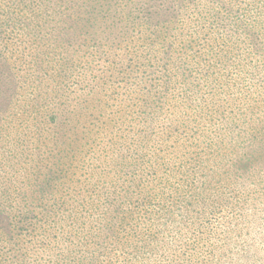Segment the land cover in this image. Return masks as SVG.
<instances>
[{
    "label": "rangeland",
    "instance_id": "374dc122",
    "mask_svg": "<svg viewBox=\"0 0 264 264\" xmlns=\"http://www.w3.org/2000/svg\"><path fill=\"white\" fill-rule=\"evenodd\" d=\"M67 35L0 38V248H14L0 264H264V188L248 197V173L235 178L222 150L201 142L228 138L232 123L241 150L263 142L264 104L248 106L257 53L250 72L245 53L222 49L202 50L199 64L188 51L158 56L125 74L111 64H131L122 46L103 39L91 51ZM251 173L264 179V162ZM216 184L239 201L217 198ZM132 185L138 225L113 240L102 217H121ZM80 199L96 203L91 217L79 218Z\"/></svg>",
    "mask_w": 264,
    "mask_h": 264
},
{
    "label": "trees",
    "instance_id": "16d2710c",
    "mask_svg": "<svg viewBox=\"0 0 264 264\" xmlns=\"http://www.w3.org/2000/svg\"><path fill=\"white\" fill-rule=\"evenodd\" d=\"M71 31H76L77 36L86 38V47H90L91 51L97 49L98 45L101 46L102 42L104 44L103 39L105 42L109 41L110 48L115 51L122 46L126 54L130 55L128 60L131 64L127 66L126 62L123 64L115 60L111 64L114 68L121 65L118 72L123 70L125 74L137 73L141 65L150 62L149 65L153 66V61L158 62V56H166L167 61L169 55L188 51L185 55L192 57L194 63L199 64L207 61V56L202 54V50L212 55L222 49H225L226 55L229 54V59L233 57L234 52L236 56L245 53L241 66L250 72L247 67L251 65L252 60L248 56L257 53L255 66L261 71L257 74L260 75V80L254 84L252 93L255 98L248 106L264 104V0H0L1 39L16 38L18 33H22L34 39L43 37L44 40L69 41L73 40L67 35ZM177 57L175 59H179ZM131 66V70H124V67ZM241 115L242 113L236 114ZM223 130H226L228 138L217 139V135H214L201 142L210 147V150H207L209 153L222 150L226 155L225 161L236 165L235 178L241 172L248 173L254 188L247 196L254 198V192L264 188V179L254 177L251 173L258 160L264 162V126L263 142L257 149L250 150L239 148L236 140L243 143V139L239 131L235 132V124L232 123L221 131ZM252 136L256 138L254 131ZM193 144H187L184 155L187 154L190 160L196 161L200 155L197 151L201 150L196 149ZM140 158L149 159V155L143 154ZM133 186L121 189L123 193L120 194L124 196L122 203H125V199L128 201L121 211V217L117 218L114 212H107L108 216L111 215L110 218L101 219L105 221L101 227L110 230L109 234H112L113 240L127 228L134 232L138 225L137 219L140 218L132 217L136 207L132 199L135 193ZM137 186L138 184L135 185L136 188ZM215 188L217 198L240 199V191L232 193L223 185L217 184ZM78 201L79 218L91 217L92 211L97 209L96 203L90 208L84 199ZM134 219L136 223L133 227L131 221ZM122 220L123 225H120ZM20 222L19 219L16 220V223ZM11 250H14L12 246L7 249L0 248V254ZM208 253H212V249Z\"/></svg>",
    "mask_w": 264,
    "mask_h": 264
}]
</instances>
